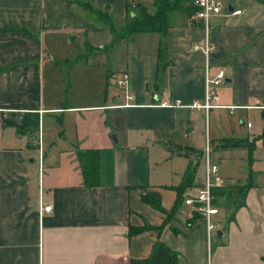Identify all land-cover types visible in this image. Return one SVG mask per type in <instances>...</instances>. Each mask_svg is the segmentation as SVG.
<instances>
[{"label":"crops","instance_id":"1","mask_svg":"<svg viewBox=\"0 0 264 264\" xmlns=\"http://www.w3.org/2000/svg\"><path fill=\"white\" fill-rule=\"evenodd\" d=\"M80 3L104 10L120 30L129 0H0V264H130L156 241L176 251V264H264V128L230 138L251 142V151L218 145L228 138L212 141L241 161L247 154L250 166L244 180L226 184L218 176L209 232L201 215L175 205L177 193L168 187L179 183L188 159L186 188L202 177L196 153L160 137L173 128L176 111L194 109L161 103L203 100L205 59L192 49L202 40V22L175 14L190 22L173 20L164 35L113 40ZM223 6L207 29V74L224 72L216 103L243 107L225 109L230 115L264 116V3ZM234 9L240 13L224 15ZM120 72L127 74L125 89L115 84ZM195 110L207 116L211 109ZM16 113L37 126L1 122ZM52 117L61 125L49 136L43 123ZM245 127L248 133L252 125ZM88 148L98 150L93 186L83 184L76 157ZM173 160L180 166L174 169ZM155 167L162 169L151 177ZM39 188L51 203L41 217ZM144 192L155 193L164 211L142 201Z\"/></svg>","mask_w":264,"mask_h":264},{"label":"rangeland","instance_id":"2","mask_svg":"<svg viewBox=\"0 0 264 264\" xmlns=\"http://www.w3.org/2000/svg\"><path fill=\"white\" fill-rule=\"evenodd\" d=\"M221 3H225L226 0H219ZM233 1L234 5H239L243 0H231ZM183 2H186L183 0ZM139 6H145L148 12H153L154 6L152 0H129V7L128 10L134 14L137 12V4ZM185 4V3H184ZM175 14L177 12H172L169 14V23L172 24L173 20H177L179 23H188L190 22L187 20H181L180 18L176 17ZM125 17H128V13H125ZM175 18V19H174ZM102 29H107L104 25H100ZM148 45V43H147ZM72 49L75 52L77 42L73 43ZM145 87V85H144ZM64 104V101H63ZM239 114L241 117H239ZM59 116V114H56ZM175 123L173 128L171 127L169 130H162L160 132V137L164 140L165 144L173 143V144H180L181 146H188L192 148L199 149V153H196L194 160L195 164L197 165L201 163L203 164V144L205 137L209 138L210 146L212 149L211 158L217 161V175L220 177L223 183L229 184L230 181L233 179L244 180V176L249 172V163L247 162V154L244 156L243 161H241L237 156L236 153L233 152L232 149L228 151H220L215 150L213 147L214 140H219V138H250L251 134L260 132L262 128H264V116L262 115L261 111L258 110H250L248 113H241L238 112L234 115H230L225 109L222 108H214L211 109L207 116H204L201 111H197L195 109L188 111H176L175 113ZM240 120H243V123H240ZM56 118L52 117L50 120L44 119L43 125L46 126L47 134L50 136V133H54V127H58L61 123ZM249 122L252 125L251 129H248V133H246L245 123ZM62 126H60L61 128ZM59 128V130H61ZM188 129L189 131L186 132L185 130ZM160 143V142H159ZM218 145H224L225 143L221 140L217 141ZM155 146H159L155 144ZM166 146V145H165ZM188 147L185 150H189ZM219 148V147H216ZM179 149V148H178ZM255 148L254 150H256ZM215 150V151H214ZM193 152V151H191ZM199 162V164H198ZM40 161L36 159L34 163L35 168L39 166ZM38 165V166H37ZM168 165V163H167ZM193 165V164H192ZM42 164L40 165L39 172H43V168H41ZM173 168H177L180 166L178 164V160H173ZM36 169V172H37ZM162 168L155 167V170L151 173V177H155L159 175V172ZM203 171V165L201 166V173ZM199 179V178H198ZM185 182V181H184ZM188 183V180L186 181ZM186 188V187H185ZM191 188V187H190ZM189 191V188H186ZM185 189V190H186ZM184 191V190H183ZM187 192V190H186Z\"/></svg>","mask_w":264,"mask_h":264},{"label":"trees","instance_id":"3","mask_svg":"<svg viewBox=\"0 0 264 264\" xmlns=\"http://www.w3.org/2000/svg\"><path fill=\"white\" fill-rule=\"evenodd\" d=\"M264 3V0H258ZM154 10L148 12L145 6H139L137 4L136 14L128 10L129 4H126L127 9L125 13H128V17L124 18L120 30L115 28L113 19L104 10L93 8L88 3H80L81 8L86 12V16L92 20H96L104 25L113 36V40L116 39H127L135 33L142 32H156L160 35H164L170 26L169 14L177 12L187 17L193 18L192 15L195 8L192 6L185 5L183 0H152ZM194 19V18H193ZM161 57V50H157V60ZM37 126V119L31 120L30 125L27 128H35ZM225 143L222 146H237L245 145L248 151L252 149V143L249 141H242L239 139H223ZM194 153H199L197 148H189ZM76 157L80 165L82 182L85 186H93L98 183V150L95 148H88L78 150ZM191 160L188 159L186 164V172L182 175L180 181L176 185H169L168 187L173 188L176 193V204L182 200L183 189L189 185L186 183L189 174L187 173ZM185 181V182H184ZM216 193V188L213 189V194ZM142 201L146 202L153 208L159 211H164L160 206L157 195L153 192H144L140 194ZM177 253L175 250L167 247L161 241L153 243L149 253L141 258L130 259V264H176Z\"/></svg>","mask_w":264,"mask_h":264},{"label":"built area","instance_id":"4","mask_svg":"<svg viewBox=\"0 0 264 264\" xmlns=\"http://www.w3.org/2000/svg\"><path fill=\"white\" fill-rule=\"evenodd\" d=\"M189 5L195 8V11L192 15L194 19H198L202 22L204 26V33L200 43H196L192 46L193 50H198L204 55L205 59V76H204V95L201 103H193L190 105H183L179 100H174L173 102H164L161 105L164 106H175V107H185V108H194L203 110L206 114L210 109L213 108H223L227 109L229 113H232L235 109L243 108L242 106H226L219 105L216 103L217 87L222 84L224 80L223 70H218L213 76L207 74L206 71V62L207 58L212 51V46L208 41L207 29L208 22L211 16L219 14L224 8L223 4L218 0H188ZM240 13V10H231L230 12L225 13L224 15H237ZM115 84L125 89L127 85V74L120 72L119 76L115 79ZM129 96L125 95V99ZM125 105V104H124ZM250 123L247 122L246 126H249ZM39 135V134H38ZM39 137L37 138V143L39 147ZM203 148V171L202 177L199 184L192 187L191 190L187 191L182 195L181 202L186 205L192 212L201 215L205 220V226L207 232H209L214 224L210 220V216L213 213L218 211V207L214 202L213 189L220 186V179L217 175V162L211 158V146L207 137H205ZM51 203L44 202L41 200V189H38V202H37V213L38 217L44 212H50ZM206 264H211L207 260Z\"/></svg>","mask_w":264,"mask_h":264},{"label":"water","instance_id":"5","mask_svg":"<svg viewBox=\"0 0 264 264\" xmlns=\"http://www.w3.org/2000/svg\"><path fill=\"white\" fill-rule=\"evenodd\" d=\"M3 124H16L19 129L29 126V120L23 113L9 115L1 120Z\"/></svg>","mask_w":264,"mask_h":264}]
</instances>
